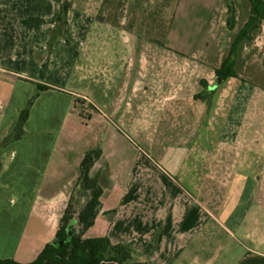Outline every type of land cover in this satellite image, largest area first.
I'll list each match as a JSON object with an SVG mask.
<instances>
[{"label": "crops", "instance_id": "0c3cea01", "mask_svg": "<svg viewBox=\"0 0 264 264\" xmlns=\"http://www.w3.org/2000/svg\"><path fill=\"white\" fill-rule=\"evenodd\" d=\"M63 1L0 0V260L29 264L53 244L90 154L102 194L83 239L154 243L152 264H264V21L241 48L244 75L239 59L223 80L251 7L212 61L170 46L173 21L167 50H118L127 32L109 24L113 45L96 50L102 23L75 3L51 43ZM87 80L103 87L85 121ZM33 99L25 135L3 145Z\"/></svg>", "mask_w": 264, "mask_h": 264}, {"label": "rangeland", "instance_id": "374dc122", "mask_svg": "<svg viewBox=\"0 0 264 264\" xmlns=\"http://www.w3.org/2000/svg\"><path fill=\"white\" fill-rule=\"evenodd\" d=\"M79 9L94 14L101 24L99 29L101 38L96 50H107L113 40H109L107 24L127 32V39L120 35L114 45L118 50H126L127 46H139L146 42L148 50L155 47H164L167 50V36L159 22V15L165 14L174 22V36L170 39V46L179 50L190 52L193 50L204 51L212 61L219 55H226L228 49L226 39L230 41L235 36L244 16L248 14L251 3L248 0H71ZM167 9L165 10V7ZM225 10H227L225 12ZM160 13V14H159ZM176 14V15H175ZM105 18L106 22L98 18ZM225 22V26H222ZM105 24V25H104ZM227 28V31L225 30ZM236 29V30H235ZM105 31V32H103ZM225 31V32H224ZM112 39V38H110ZM164 40V45L160 42ZM226 42V43H225ZM224 46V48H223ZM89 47V46H88ZM91 48V47H89ZM95 50V48L93 49ZM240 56L239 73L244 75ZM99 64L101 59L98 60ZM259 85H264V77L258 80ZM100 85V84H99ZM76 87V85H75ZM102 85L92 87L91 80L80 84L79 89L88 99L80 101V112L85 121L90 119L93 105L90 100L99 97ZM72 88V87H71ZM74 88V87H73ZM90 99V100H89ZM89 140V138H88ZM78 160H74V163ZM80 166H73V177L70 186L73 191V203L78 211L88 202V194L76 187V178H81ZM75 228H78L76 225Z\"/></svg>", "mask_w": 264, "mask_h": 264}, {"label": "trees", "instance_id": "16d2710c", "mask_svg": "<svg viewBox=\"0 0 264 264\" xmlns=\"http://www.w3.org/2000/svg\"><path fill=\"white\" fill-rule=\"evenodd\" d=\"M251 3V17L249 23L243 29L234 42L231 55L225 60L223 66L216 71L217 76L223 80L231 77H237V65L240 59V51L244 43L251 40V33L256 30L264 21V0H248ZM73 7V2L65 0L61 3V14L58 19V27L53 31L51 43H53L60 35L63 28L67 25V15ZM168 6L165 7V10ZM160 14V13H159ZM101 22H106L105 18H98ZM159 22L162 30L165 32L164 36L168 37L172 17L168 19L166 15H159ZM167 39V38H166ZM164 40L160 43L164 45ZM42 91L51 90L53 87L39 86ZM33 100L28 107L20 114L19 121L12 135L3 141V145L20 140L25 135V124L30 115V109ZM93 164L91 155H87L81 164V188L88 193L89 200L79 211L75 209L74 201L71 202L61 220V227L57 233L53 244L47 246L38 259L29 264H103L106 262H114L117 264H152L149 258L154 252V243L150 244L143 253H139L134 244H118L114 245L106 238L83 239L84 234L95 223L98 216V209L101 205L100 197L102 194L101 188L97 181L89 177V171ZM2 164L0 163V170ZM73 222H76L78 228H75L72 240L62 244L69 237V227ZM62 244V245H61ZM147 258L148 260H144ZM0 264H21L12 259L0 260Z\"/></svg>", "mask_w": 264, "mask_h": 264}, {"label": "water", "instance_id": "95a60500", "mask_svg": "<svg viewBox=\"0 0 264 264\" xmlns=\"http://www.w3.org/2000/svg\"><path fill=\"white\" fill-rule=\"evenodd\" d=\"M75 226H76V222H73L72 225L69 227V237L66 241L62 242V244L72 240V237H73L74 232H75Z\"/></svg>", "mask_w": 264, "mask_h": 264}, {"label": "built area", "instance_id": "2783aa9c", "mask_svg": "<svg viewBox=\"0 0 264 264\" xmlns=\"http://www.w3.org/2000/svg\"><path fill=\"white\" fill-rule=\"evenodd\" d=\"M3 109V106H2V104L0 103V110H2Z\"/></svg>", "mask_w": 264, "mask_h": 264}]
</instances>
